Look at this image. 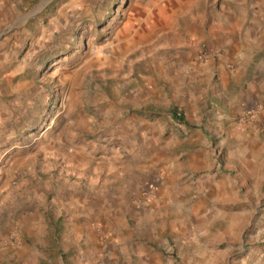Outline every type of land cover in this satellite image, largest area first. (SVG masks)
I'll use <instances>...</instances> for the list:
<instances>
[{"label": "rangeland", "instance_id": "374dc122", "mask_svg": "<svg viewBox=\"0 0 264 264\" xmlns=\"http://www.w3.org/2000/svg\"><path fill=\"white\" fill-rule=\"evenodd\" d=\"M206 89L191 123L209 117L207 150L229 197L195 217L175 210L188 193H171L172 216L122 218L117 228L130 241L102 256L112 232L78 236L75 195L100 199L145 162L130 156L147 123L134 110L159 112L164 141L176 132L171 107ZM242 96H252L249 107L233 109ZM228 120L253 127L246 161L236 150L247 139L224 141ZM167 153L174 169L184 165ZM147 184L134 201L160 196ZM144 226L151 236H136ZM135 239L150 260L131 251ZM263 256L264 0H0V264H262Z\"/></svg>", "mask_w": 264, "mask_h": 264}, {"label": "crops", "instance_id": "0c3cea01", "mask_svg": "<svg viewBox=\"0 0 264 264\" xmlns=\"http://www.w3.org/2000/svg\"><path fill=\"white\" fill-rule=\"evenodd\" d=\"M227 44H232V42L228 41ZM207 92V89L204 93H195L191 90L187 91V94L184 96L185 99L180 103V106L175 107L177 111L179 110L182 113V122L173 116L172 110L174 106L171 107L168 122L177 126L175 128L176 132L175 134L170 132V135H167L169 138H166L164 141L158 139V136H160L162 132L160 123L161 115L159 112L151 105L147 106L146 109L134 110L135 114L145 118L144 120L147 123L139 124L138 135L140 139L138 142L140 150L136 151L133 149L132 152H130V156L138 159L141 158L145 162L142 163L138 161L135 171L132 172V169H130L128 172V174H132L131 176L121 177L122 186H116L114 191H108L107 194L100 199L96 197L91 199L83 198L82 194L75 195L74 199H77L74 202L76 211H74L75 213L73 217H71L74 232L80 237L89 239H98L99 235L103 236L107 232H112L110 237L106 239L110 240L108 243L106 241L102 246L98 245L99 252L102 256H106L107 253H112L116 248L121 247L125 238L127 241H130V237H127L121 231L120 233L117 228L118 224L122 225V218L136 217L137 219H143L144 222L149 223V220L153 216L164 215L166 217L167 214L172 216L174 204L173 200L168 197L171 193L187 192L190 199L178 200L175 210H184L188 216L191 215L195 217H200L204 214L207 215L209 213V211H206L208 206H212L217 203V201L219 202L225 197H229L231 188L230 186L227 187L226 182L221 177V163H212V152L207 150L208 147L211 148V133L215 131L211 128L209 117L204 118L201 126L191 123L193 114L192 104H203V101L206 100L205 96L208 94ZM251 101L252 96H242L233 103L232 108L236 110L247 109ZM196 107L197 106L194 108ZM199 110L200 108H197L198 112ZM231 111L228 110V113L230 114ZM225 112H227V110ZM216 117L221 120L223 117L227 119L228 116L226 113L222 112L217 113ZM227 126H232V130L230 134H225L224 141L229 135L235 140L247 139V137H250L253 130L250 123L237 124L231 120H228ZM171 135L175 137L176 142L179 141V147L176 145V142L172 140L173 137ZM247 140L246 145L243 144L242 147L236 150L239 158L244 161L249 159V153L255 152V146L248 145V142H252V139L249 138ZM175 147H177V149H175ZM167 152H173L175 158L183 160L184 165L174 169L172 164L174 157L172 158ZM114 155L113 159L118 164L115 166L116 170L119 169V167L123 170V162L119 161ZM160 160L164 163L158 162ZM224 163L226 165L228 164L227 156H225V162L223 160V164ZM206 168H208V171H205L206 173L197 175L200 170L204 171ZM158 174L159 177L156 176ZM146 182L149 184H147L148 189L159 186L157 194L159 193L160 196L149 200L139 199L134 201L133 190H139L141 188H139V186H142V184ZM111 188L112 187H109V189ZM191 191L193 193H198L191 195ZM191 198H193V200H191ZM160 209H163V211ZM181 221L182 220L173 221V219H168L169 225H172L173 222L180 224ZM191 222L192 221L187 218L183 224ZM160 224L164 227L166 221H161ZM126 227L130 229L128 224ZM129 231H126V234H129ZM152 232L150 227H137L135 235L151 236ZM140 243H142V239L131 241V251L140 254V257H146L147 260H150L147 258L151 255L150 248L144 249V246ZM260 260L262 264H264V256L260 258Z\"/></svg>", "mask_w": 264, "mask_h": 264}, {"label": "trees", "instance_id": "16d2710c", "mask_svg": "<svg viewBox=\"0 0 264 264\" xmlns=\"http://www.w3.org/2000/svg\"><path fill=\"white\" fill-rule=\"evenodd\" d=\"M138 113H140V112H138ZM172 114L177 120H179L181 122L183 121V117H182L181 111H179V110L177 111V109L175 107L172 110Z\"/></svg>", "mask_w": 264, "mask_h": 264}, {"label": "built area", "instance_id": "2783aa9c", "mask_svg": "<svg viewBox=\"0 0 264 264\" xmlns=\"http://www.w3.org/2000/svg\"><path fill=\"white\" fill-rule=\"evenodd\" d=\"M149 192L151 191V190H148Z\"/></svg>", "mask_w": 264, "mask_h": 264}]
</instances>
